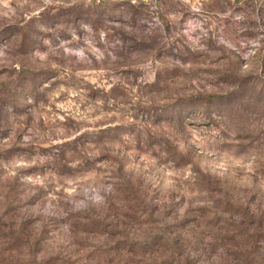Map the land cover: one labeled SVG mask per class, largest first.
Returning a JSON list of instances; mask_svg holds the SVG:
<instances>
[{
  "label": "rangeland",
  "instance_id": "374dc122",
  "mask_svg": "<svg viewBox=\"0 0 264 264\" xmlns=\"http://www.w3.org/2000/svg\"><path fill=\"white\" fill-rule=\"evenodd\" d=\"M0 264H264V0H0Z\"/></svg>",
  "mask_w": 264,
  "mask_h": 264
}]
</instances>
